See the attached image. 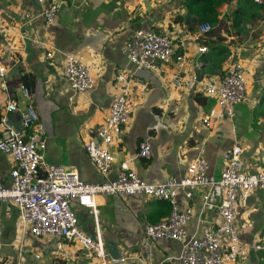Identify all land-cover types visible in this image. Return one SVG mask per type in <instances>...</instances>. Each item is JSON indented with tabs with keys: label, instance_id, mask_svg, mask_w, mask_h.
I'll return each mask as SVG.
<instances>
[{
	"label": "crops",
	"instance_id": "0c3cea01",
	"mask_svg": "<svg viewBox=\"0 0 264 264\" xmlns=\"http://www.w3.org/2000/svg\"><path fill=\"white\" fill-rule=\"evenodd\" d=\"M56 1L60 3L57 20L48 27L42 17L48 2L0 0V61L8 67L5 77L0 78V117L6 115L12 126L22 128L21 114L27 102L22 87L31 90L30 103L47 134L46 165L74 168L82 181L102 183L116 179L120 163L129 160L131 169L142 179L161 183L182 179L203 149L208 174L219 179L226 167L225 154L239 144L246 171L264 172V19L234 29L231 14L237 0L219 9L225 38L219 44L229 53L218 69L209 64L212 48L202 44L205 35L192 33V26L186 29L185 15L191 13L182 0ZM140 28H152L170 37L177 55L184 56L185 61L160 65L159 71L137 72L136 107L113 147L118 162L105 176L88 157L85 145L95 137L111 107L118 90L116 75L129 70L124 46ZM201 48L207 51L201 52ZM233 53L240 55L246 67L248 98L237 107L236 117L224 118L209 128L204 116L214 109L216 100L204 94L203 84L224 77ZM68 54L80 57L97 82L91 91L75 96L73 104V89L64 79ZM175 75L182 79L195 76L200 83L177 88ZM10 101H17V112L7 113ZM144 141L152 146L150 160L139 156ZM14 167V160L0 151L2 184H9ZM202 195V191H192L179 197L183 206L195 211L187 229L197 237L223 222L215 208L203 209ZM238 204L236 226L241 246L247 250L240 264H264V190L252 191L245 203ZM97 210L98 217L94 218L90 209L74 206L81 229L94 238L101 235L108 257H114L111 250L115 248L118 257H133L127 264H180L174 260L182 251L179 242L146 239L145 224L159 223L171 214L168 202L100 195ZM18 218L16 207L0 203V264L98 262L80 246L66 244L60 248L56 238H22L17 232Z\"/></svg>",
	"mask_w": 264,
	"mask_h": 264
},
{
	"label": "built area",
	"instance_id": "2783aa9c",
	"mask_svg": "<svg viewBox=\"0 0 264 264\" xmlns=\"http://www.w3.org/2000/svg\"><path fill=\"white\" fill-rule=\"evenodd\" d=\"M47 8L42 12L46 26L55 25L60 3L56 0H38ZM261 2V0H256ZM209 23L200 26L198 35L211 32ZM206 52L207 48H201ZM129 70L120 71L115 77L118 90L111 107L99 124L96 135L85 145V150L97 170L107 176L113 170L118 157L113 151L116 139L129 124L136 107L135 86L140 83V70L159 71L160 65L181 64L184 56L177 55L173 40L152 28L137 29L124 46ZM225 75L218 81L203 84V92L216 100L214 109L204 116V124L214 128L224 118L233 119L237 107L248 98L250 81L240 55L233 53ZM1 57V56H0ZM52 57V53L48 54ZM132 67V69L130 68ZM8 67L0 61V78ZM64 79L73 89L70 103L75 96L85 94L96 85L91 68L76 55L68 54L64 62ZM177 88L200 83L197 77L182 79L174 76ZM26 108L22 112V128L9 123L8 117H0V151L10 156L15 167L10 171L9 184L0 182V203H8L19 210L17 232L24 238H56L59 247L74 244L87 250V256L97 258L95 264H127L133 257H108L98 233L94 238L84 232L74 206L88 208L94 218L98 217L97 197L100 195L140 197L145 200L166 201L171 205L169 217L159 223L145 224L146 239L150 241H177L182 245L181 254L174 260L180 264H240L247 255L241 246L236 226L240 215L239 201L245 203L254 190H264V172H249L242 160V147L237 144L225 154L226 167L219 179L208 174L209 166L205 151L187 168L182 179L171 178L161 183L142 179L131 169L130 161L120 163L117 178L102 183L82 181L78 171L63 165H46L47 134L35 107L30 103L31 90L22 87ZM17 101H10L7 113H15ZM30 132V133H29ZM139 156L150 160L152 146L144 141L139 147ZM202 191L203 209L215 208L223 222L206 230L201 237L190 235L187 227L195 211L183 206L179 197L183 193Z\"/></svg>",
	"mask_w": 264,
	"mask_h": 264
},
{
	"label": "trees",
	"instance_id": "16d2710c",
	"mask_svg": "<svg viewBox=\"0 0 264 264\" xmlns=\"http://www.w3.org/2000/svg\"><path fill=\"white\" fill-rule=\"evenodd\" d=\"M233 0H182V5L193 14L197 19V23L191 27L192 33H198L201 25L209 23L213 27L211 32L203 38V45L210 46L212 52L210 54L209 64L212 68H222V63L225 61L229 50L226 46H222L221 42L225 40L222 36L224 22L219 19V9L225 4H231ZM237 8L231 14L233 28H239L249 22H257L259 19H264V0L257 2L256 0H237ZM182 21V18L179 19ZM222 26V27H221ZM241 34V30H237ZM216 41H211L215 39ZM218 41V42H217Z\"/></svg>",
	"mask_w": 264,
	"mask_h": 264
},
{
	"label": "water",
	"instance_id": "95a60500",
	"mask_svg": "<svg viewBox=\"0 0 264 264\" xmlns=\"http://www.w3.org/2000/svg\"><path fill=\"white\" fill-rule=\"evenodd\" d=\"M184 23H185L186 29L189 30L191 26L197 23V19L192 17V15L188 13L187 15H185ZM111 251H112V256L118 257L119 254L116 252L115 248H113V250Z\"/></svg>",
	"mask_w": 264,
	"mask_h": 264
},
{
	"label": "rangeland",
	"instance_id": "374dc122",
	"mask_svg": "<svg viewBox=\"0 0 264 264\" xmlns=\"http://www.w3.org/2000/svg\"><path fill=\"white\" fill-rule=\"evenodd\" d=\"M249 23H251V22H249Z\"/></svg>",
	"mask_w": 264,
	"mask_h": 264
}]
</instances>
